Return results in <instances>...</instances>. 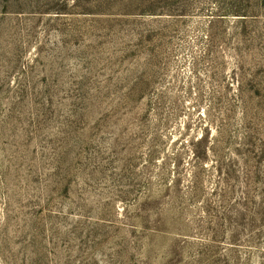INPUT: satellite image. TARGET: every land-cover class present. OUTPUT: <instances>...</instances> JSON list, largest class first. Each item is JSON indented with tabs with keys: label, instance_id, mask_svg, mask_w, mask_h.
Masks as SVG:
<instances>
[{
	"label": "rangeland",
	"instance_id": "374dc122",
	"mask_svg": "<svg viewBox=\"0 0 264 264\" xmlns=\"http://www.w3.org/2000/svg\"><path fill=\"white\" fill-rule=\"evenodd\" d=\"M0 264H264V0H0Z\"/></svg>",
	"mask_w": 264,
	"mask_h": 264
}]
</instances>
